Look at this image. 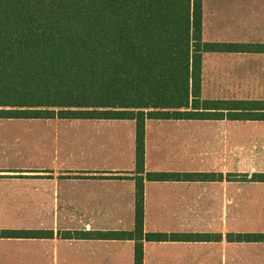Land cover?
<instances>
[{
    "label": "crops",
    "instance_id": "obj_1",
    "mask_svg": "<svg viewBox=\"0 0 264 264\" xmlns=\"http://www.w3.org/2000/svg\"><path fill=\"white\" fill-rule=\"evenodd\" d=\"M211 13L224 35L205 40L204 0L205 43L246 44L250 50L204 52L201 100L264 101V0H215ZM204 111L226 116L145 122L146 172L198 174L145 180L144 232L177 235L167 240L67 234L135 230L136 178L144 175L136 171V121L90 120L132 123L135 156L126 164L119 159L100 165L91 158L87 166L66 171L57 141L42 146L40 162L33 164L26 141L15 145L0 138V155H6L0 156V231L20 232L0 235V264H136L138 242L143 264H264V241L238 237L264 234V228H243L255 227L253 211L264 212V181L253 180L261 172L239 155L241 139L231 127L264 120L227 116L236 110ZM40 120L46 126L58 125L52 120L70 122ZM34 230L44 233L33 235Z\"/></svg>",
    "mask_w": 264,
    "mask_h": 264
},
{
    "label": "trees",
    "instance_id": "obj_2",
    "mask_svg": "<svg viewBox=\"0 0 264 264\" xmlns=\"http://www.w3.org/2000/svg\"><path fill=\"white\" fill-rule=\"evenodd\" d=\"M203 2L0 0V119L136 121V171L144 175L136 178L135 230L68 235L177 236L144 232L145 180L198 174L145 171L148 119H222L224 113L204 110L228 109L236 110L227 114L232 119L264 120V101L201 100L204 52L250 50L246 44L204 42ZM252 178L264 181V173ZM238 237L264 241V234ZM142 254L138 242L136 264H143Z\"/></svg>",
    "mask_w": 264,
    "mask_h": 264
},
{
    "label": "rangeland",
    "instance_id": "obj_3",
    "mask_svg": "<svg viewBox=\"0 0 264 264\" xmlns=\"http://www.w3.org/2000/svg\"><path fill=\"white\" fill-rule=\"evenodd\" d=\"M214 10L215 0H207L205 40L215 39L216 36L221 40L224 35L223 31L220 32L216 29L217 22L214 19V14H209ZM217 28H219V24ZM67 121L70 122L52 120L54 124L58 125L46 126L44 124L46 121L40 119H0V138L14 141L15 145H23L26 141L27 147H30L33 164L40 162L42 146L57 141L63 146L64 170L66 171L80 169L82 165L87 166V159L91 158L99 160L100 165L109 166L115 161H120L119 159H122V163L126 164L124 162L130 161L135 156L132 123ZM11 123H25L26 125H22L18 129L15 126H9ZM231 127L234 133H239L241 139L237 150L239 155L245 156L244 159H246L249 168L255 167L257 172L264 173V124L252 125L243 122L235 123ZM17 139H20L21 143H18ZM7 153L11 155L10 150ZM191 166L190 168L195 170L199 167L198 164ZM253 212V218L256 220L255 227H243L248 232H253L255 228L258 230L264 228V212L259 209Z\"/></svg>",
    "mask_w": 264,
    "mask_h": 264
}]
</instances>
